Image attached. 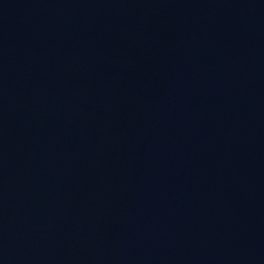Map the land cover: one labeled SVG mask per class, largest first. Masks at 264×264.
<instances>
[{
    "label": "water",
    "instance_id": "95a60500",
    "mask_svg": "<svg viewBox=\"0 0 264 264\" xmlns=\"http://www.w3.org/2000/svg\"><path fill=\"white\" fill-rule=\"evenodd\" d=\"M0 264H264V0H0Z\"/></svg>",
    "mask_w": 264,
    "mask_h": 264
}]
</instances>
